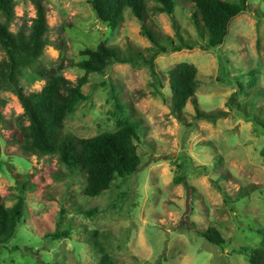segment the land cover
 Instances as JSON below:
<instances>
[{
  "label": "rangeland",
  "instance_id": "1",
  "mask_svg": "<svg viewBox=\"0 0 264 264\" xmlns=\"http://www.w3.org/2000/svg\"><path fill=\"white\" fill-rule=\"evenodd\" d=\"M249 2L250 11L232 19L218 47L161 53L154 60L155 74L142 61L90 74L83 86L88 98L66 120V133L92 137L116 131L126 120L141 121L140 170L125 180L117 177L100 196L85 195L86 175L70 171L58 155L21 150L14 132L24 109L14 92L0 91V197L11 206L21 182L28 187L25 220L18 235L0 246V264H100L99 244L115 264H251L246 252L264 243L259 232L264 229V131L238 104L264 118V96L256 97L264 89V0ZM45 4L51 44L22 76L27 93L47 82L35 72L40 65L57 68L65 61L63 73L76 83L85 70L70 63L101 41L120 46L128 56L150 55L153 44L131 10L114 30L102 24L89 0ZM156 5L148 0L146 22L156 34L178 39L175 19L184 38L197 41L192 3L179 1L174 16L158 12ZM16 13L14 32L32 23L36 7L31 0H17ZM4 58L0 47V62ZM181 62L199 69L198 106L206 112L226 110L227 116L215 122L197 119L191 101L183 121L173 112L169 71ZM254 70L257 80L250 86ZM113 88L126 104L124 111ZM181 175L184 182L176 183ZM210 227L222 233L224 245L200 234ZM69 228L70 237L48 236Z\"/></svg>",
  "mask_w": 264,
  "mask_h": 264
},
{
  "label": "trees",
  "instance_id": "2",
  "mask_svg": "<svg viewBox=\"0 0 264 264\" xmlns=\"http://www.w3.org/2000/svg\"><path fill=\"white\" fill-rule=\"evenodd\" d=\"M36 7V16L30 25L14 32L11 24L16 18L17 0H0V47L5 51L6 58L0 62V91L14 92L24 109L18 129L14 135L25 154H56L61 162L72 172L86 175L85 195L96 197L111 188L117 177L124 180L135 175L142 165V157L138 151L137 141L140 140L141 121L131 119L121 122L116 131H107L92 137H78L65 132V122L78 104L88 98L83 86L88 83L92 73H106L115 63L146 62L151 65L155 74V58L161 53L177 52L184 49H194L200 46L211 49L225 43L229 34L230 23L241 13L250 11L249 0H185L194 5L192 21L198 32V39H186L179 32L175 19L176 36H161L147 25L148 0H89L99 18L110 28L117 29L127 10L142 24V32L151 42L148 48L150 55L137 51L134 56H128L120 46L110 45L101 41L97 47H87L81 50L83 58L72 61L70 65L85 70V74L77 82L65 76L63 69L67 66L63 61L57 68L37 66L35 72L47 82L40 91L27 93L22 84V76L28 68L36 66L51 44L49 32L48 10L45 0H31ZM155 9L161 13L174 16L178 2L181 0H155ZM198 67L190 62H181L169 71L170 89L172 91L173 112L183 121L182 112L191 101L196 104V118L215 122L228 115L226 110L206 112L197 103ZM256 71L251 72L249 85L256 82ZM241 87L244 86L241 84ZM118 107L124 111L126 104L120 102L117 89L112 90ZM264 96V89L258 90L256 97ZM233 98L231 99V101ZM229 105L232 102H228ZM253 105V101L251 103ZM238 106L243 114L255 120L257 126L264 131V118H259L248 112V107ZM243 107V108H242ZM28 123H25V119ZM3 119L0 111V121ZM188 125H191L188 123ZM183 175L175 179L176 183L184 182ZM23 187L13 205L8 206L0 197V246H7L17 235L27 213L26 195L27 182H21ZM263 236L264 229L259 230ZM200 234L209 241L224 245L225 237L217 227H210ZM71 229H57L48 236L55 239L70 237ZM104 253L100 264H115L114 259L98 245ZM251 264H264V243L261 247L247 251ZM160 264V263H159Z\"/></svg>",
  "mask_w": 264,
  "mask_h": 264
},
{
  "label": "water",
  "instance_id": "3",
  "mask_svg": "<svg viewBox=\"0 0 264 264\" xmlns=\"http://www.w3.org/2000/svg\"><path fill=\"white\" fill-rule=\"evenodd\" d=\"M101 21H102V24H103V25H106V23H105L103 20H101Z\"/></svg>",
  "mask_w": 264,
  "mask_h": 264
}]
</instances>
